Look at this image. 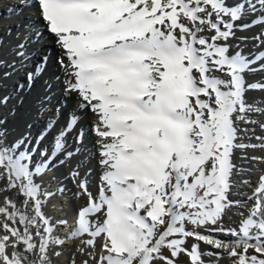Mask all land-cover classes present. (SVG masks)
I'll return each mask as SVG.
<instances>
[{
    "label": "snow or ice",
    "instance_id": "1",
    "mask_svg": "<svg viewBox=\"0 0 264 264\" xmlns=\"http://www.w3.org/2000/svg\"><path fill=\"white\" fill-rule=\"evenodd\" d=\"M258 72L264 0H0V264H264Z\"/></svg>",
    "mask_w": 264,
    "mask_h": 264
},
{
    "label": "bare ground",
    "instance_id": "2",
    "mask_svg": "<svg viewBox=\"0 0 264 264\" xmlns=\"http://www.w3.org/2000/svg\"><path fill=\"white\" fill-rule=\"evenodd\" d=\"M8 21H5V23H7ZM250 46L251 45H249V48H250ZM250 50H252L251 48L250 49H248V51H250ZM246 52V51H245ZM261 78H264V73H255V74H252V75H250L249 77H248V79H249V81L251 82V81H256V80H260ZM260 94H264V92H251L250 94H249V98H250V102L251 101H254V102H259V101H261L262 99L260 98ZM264 96V95H263ZM39 130V126H37V128L36 129H34L33 130V132H34V134H35V132L36 131H38ZM253 177H254V175H253Z\"/></svg>",
    "mask_w": 264,
    "mask_h": 264
},
{
    "label": "rangeland",
    "instance_id": "3",
    "mask_svg": "<svg viewBox=\"0 0 264 264\" xmlns=\"http://www.w3.org/2000/svg\"><path fill=\"white\" fill-rule=\"evenodd\" d=\"M250 48H251V46H250ZM250 48H249V46L246 47V48H245V51L248 52V49H250ZM263 95H264V94H260V98H261V99L263 98L262 100H264V96H263ZM256 134H257V135H264V133H262V132L260 131L259 128L256 129ZM249 154H252V153H249ZM255 154L260 155L261 153H260V152H256ZM238 155H239V154H238ZM253 175H255V174H253ZM253 179H254V177H253Z\"/></svg>",
    "mask_w": 264,
    "mask_h": 264
}]
</instances>
